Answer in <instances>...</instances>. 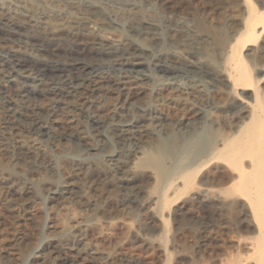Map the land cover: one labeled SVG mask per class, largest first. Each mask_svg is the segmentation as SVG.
I'll return each mask as SVG.
<instances>
[{"label":"bare ground","instance_id":"obj_1","mask_svg":"<svg viewBox=\"0 0 264 264\" xmlns=\"http://www.w3.org/2000/svg\"><path fill=\"white\" fill-rule=\"evenodd\" d=\"M155 3L172 14L162 18L159 12L146 14L135 7L115 12L117 7L86 0H9L0 6V59L5 56L0 66V141L20 158L30 155L51 167L53 148L59 166L68 169L63 183L47 179L40 168L31 180L20 182L22 174L0 164V216L27 211L30 197L38 201L42 216L40 206L55 196L70 200L77 195L85 202L92 191L109 192L111 198L92 222L75 215L76 231L63 236L70 245L85 237L89 227L100 231L122 222L121 216L132 210L128 204L137 202L149 203L147 209L161 224L157 228L166 232L173 201L193 188L215 187L226 197L247 202L252 219L245 229L255 231L237 241L245 253L223 263L264 264V0ZM180 12L185 14L182 19L174 15ZM89 16L104 18L100 26L111 29L118 40L101 41L89 33ZM133 34L150 44H141ZM19 40L36 47L31 50ZM24 67L37 75L18 72ZM108 67L115 70H104ZM127 68L140 72L133 76ZM154 71L180 73L190 81L177 84L174 79L159 88ZM15 73L24 86L11 91ZM38 76L51 81L38 87ZM213 91L216 95L211 96ZM34 98L47 99L43 113ZM154 99L183 113L172 118L153 105ZM56 115L64 121L61 126ZM214 164L228 167L227 182L210 168ZM41 188L48 189L46 197ZM7 200L18 205H5ZM152 232L149 228L143 239L153 237ZM30 239L38 243L27 255L25 246L17 248L20 258L33 257L49 241L42 229ZM55 257L61 264H76L68 256ZM168 260L161 264H170Z\"/></svg>","mask_w":264,"mask_h":264},{"label":"rangeland","instance_id":"obj_2","mask_svg":"<svg viewBox=\"0 0 264 264\" xmlns=\"http://www.w3.org/2000/svg\"><path fill=\"white\" fill-rule=\"evenodd\" d=\"M7 1L9 0H0V6L2 5L1 8L5 6L4 4H6ZM86 1H96L98 4L103 5L105 8H108L111 10L117 7L114 9L115 12H118L119 10L123 8L130 9L131 7H135L143 11L146 14H153L155 12H159L161 14V17L163 15L162 18H166L172 14V13H169L167 10L158 9V7L156 6L155 0H86ZM174 15L175 17L180 16L179 18L181 19L185 17L184 16L185 14L183 13L181 14V12L177 14L175 13ZM103 20L105 19L102 18L101 16H89L88 23H87L88 29L87 28L86 29L88 30L89 33L94 34L101 41H111L112 40L111 42H116L118 39L116 37L114 38V36H112V33L109 32L111 31V29L100 26L101 24L100 22H102ZM135 35H138V34H135ZM138 36L140 38L137 36H135V38L141 44H144V43L150 44L149 41L145 42L147 39L145 40L144 36L142 35H138ZM27 42L28 41H25V40L17 41L18 44H22V45L24 44L26 46L28 45L27 47L29 49L32 47L31 50L35 49L36 47V46L34 47V45H36L35 43L33 42L27 43ZM2 58L3 59H0V66L4 67L3 62L5 60V56ZM111 68L112 67H108L106 69L103 68V69L107 71L115 70L114 67L112 68V70ZM127 69H130V71H128ZM127 69H126V72L131 73L132 75L134 74L133 76H136L140 72V70H136V69H131V68H127ZM19 70L20 71L18 72H21L22 74H24V72L26 73V75L32 74L34 76L35 74L34 70H32L31 67H24V69L22 68ZM22 70H24V72ZM179 74L180 73L178 74L175 73L172 76V74H163L161 72L159 73L157 71H154L152 75H154L153 77H155V82H157L156 84H158L156 86L160 88L161 85L166 84V82L167 83H174V82L177 83L178 82L179 84H183L182 82L184 81V84H186L188 83V81H190L188 77H184V75L182 74L179 75ZM13 77H11V82H10V83H13L12 84L13 86L11 84H9V86H10L11 91H16L22 88L24 84H22L23 82L20 79L19 75H17V73H15ZM38 77L41 80V82L38 81L39 82L38 87H41V88L46 86L49 83L48 81H51V79L46 76H38ZM15 80H17V82ZM17 85L20 87H18ZM15 88L16 90H14ZM213 95H216V92L214 91L213 93L211 92V96ZM34 99L33 100L35 101V103L38 102L37 105L40 107L41 109L40 111L43 113L44 111L43 105L46 104L45 102L47 101V99L46 98L44 99L34 98ZM151 102H154L153 105H156L157 108L160 109V111L163 110L162 113L165 112L164 114L172 116V118H178L179 114L181 115V113H183V111L180 109L176 110L175 106H171V105L165 106L164 104L160 105V103L157 102V100L156 101L152 100ZM167 107L170 109V111L168 110ZM167 111L171 113L169 112L167 113ZM57 117H58V120L56 119L57 125L61 126L62 123L64 124V121L62 120V118L56 115V118ZM59 126H56V127L60 128ZM10 149L11 148L9 147V144H7L6 141H0V164L8 166L14 169L13 171L19 174H22L20 178L21 179L20 182H28L40 172H43L44 175L46 173L45 177L49 180L52 179V181H57L59 183L61 181H62L61 183L65 181L64 177L68 169L64 171L65 170L63 169L64 167H62L61 165L59 166L58 164L59 155L53 148H50V150L53 151L52 154L54 155L53 156L54 165L57 168H55L54 166L51 167L47 163H43V162L39 163V161H37L36 163L35 162L36 160H34L33 158H29L31 157L30 155H25V156L23 155L24 157L22 156V158H20L21 155L19 157L18 154H16L15 152L12 151V149L11 150ZM57 164L59 167L57 166ZM44 166H46V168ZM226 167L227 166H224L222 164L220 165L214 164L210 166L213 172H216L217 175L221 176L219 178H221L222 180L224 179L227 182L226 179L229 177V169L228 167L227 168ZM38 168H40V170ZM36 170H37V173H36ZM30 177L32 178L28 179ZM77 180L76 182L78 184L79 182L80 184L82 183L81 179L77 178ZM224 180L222 182H224ZM214 188L215 187H212L211 190L205 187L196 188V190L193 188L192 190H190V193L189 192L185 194L183 193L178 199L173 201V204H171V209L173 211L171 210L172 214L170 216L169 223H168L170 228L169 227L165 228V230H167L166 232L161 231L159 228H157V227H161V224L156 218H154V216L149 211V209H147V206L149 205V203H143L144 205L143 206L141 204L138 205V202H137L135 206L128 204L131 207L132 212L130 211L129 213H124L121 216L122 222L120 221L117 223L118 226L115 225L112 228H109V229L105 228V230L102 229L100 231H98V229L94 227L93 228L89 227L85 234V237L83 236L84 238L82 237L81 240H78L79 242L76 241L73 244H70L71 246L64 242L65 239L63 238V236L67 233H71V232L73 233L74 230L76 231L75 215L79 213L77 214V220H80V219L90 220L91 219V221L89 222H92L94 217H96L97 214L98 215L100 214L98 212L102 210V208L104 207V203L109 201L108 198H111V195H109V192L107 193V191L102 192L99 190H97V192L96 190L94 192L92 191L91 193L92 196L90 195L91 199L88 200L89 195L86 197L87 199L85 198L86 200L84 199V197L82 198L81 201L85 200V202L78 201V198L81 199V197L77 195H75V197H72L73 199L70 198V200L65 199V197H62L61 195L58 197L55 196L54 198L48 199V201L45 204L40 206L41 208L43 207L44 216L43 215L41 216V214L39 215V213L37 212L36 208H38L39 206L35 204L38 201H36L34 197L32 198L30 197L27 200V202L29 201L32 206L30 204L27 205L25 208V209L29 208L27 211L25 210L23 212L21 209L20 212L17 211V213L15 212L14 215L13 213H9V215H7L8 213H6L5 216L3 214L2 216H0L1 218L0 219L1 220L0 221V264H61L59 263V259L55 257L57 253L59 256H68L70 257V259L73 258L76 264H161L162 262L163 263L166 262V260L168 259L169 260L167 262H169L170 264H220L219 259L221 260V264H224L227 261L230 262L229 259L235 258V255L238 256L242 254L243 250H244V253L246 251L243 248V246H241L238 243L242 240L241 238L248 236V234L250 236L251 233H252L251 236L255 234V231L245 229L246 224H248V221H251L252 216L250 215L251 213H250L248 204L246 201H244V199H241L235 196L226 197L222 195L220 192L218 193L217 189L215 188L214 190ZM0 189H2L1 186H0ZM43 189L45 188H41V193L44 197H46L48 195V193L46 194V192H48V189H45L44 192H43ZM209 191H211L212 193ZM99 192H102V193H99ZM1 193H2V190H0V196H1ZM76 197H77V200H76ZM221 197L223 198L221 199ZM200 200H202V202H205L206 206L202 207L203 204H201ZM0 201H2L1 198H0ZM75 202L77 203V205ZM9 203L14 204L13 206L14 208L18 205L14 203V200H11V201L7 200L5 201L4 204L6 205ZM71 206H72V209H71ZM85 206H86V209H85ZM30 210L32 211V213H30L31 212ZM27 214H28V218H27ZM14 216L16 217L18 216L19 218L18 217L16 218ZM23 216L25 217V219L26 218L27 219L25 221L23 220L20 221V218H23ZM14 219L18 222H15ZM16 223L19 226L16 225ZM25 224H28V225H25ZM70 224L74 227L70 228L71 226ZM177 227L178 229H176ZM149 228L154 230V232H152V235L154 236L153 237L146 236V238L149 237V239H146V238L143 239L142 234H146V231L148 233ZM39 229L43 230V237L49 241L43 244L44 248L42 247L41 250H36L33 257L20 258L16 253V249L19 247L23 248L25 246V252L27 255L33 249L35 244L38 243L37 239H36V242H34L35 240L31 242L30 238H32L33 236H36V233ZM155 229H156V232H155ZM172 230L173 232L171 233ZM99 232L100 233L104 232L105 233L104 236H102L103 233L101 235L99 234ZM164 233H166L165 236H164ZM5 236H6V239L3 238ZM20 239L22 240V242H25V244L22 243ZM25 239H27L28 241ZM42 239L39 238V240H42ZM17 240H20V241H17ZM29 241L32 244V246H30L31 244L30 245L28 244ZM56 241L58 245L56 248H53V245H54L53 243ZM163 241H166V242L163 243ZM26 242H28L27 244L29 247L27 246ZM3 244L6 246V248ZM46 244L48 245L46 246ZM161 244H164V248L166 249L168 248L167 251L166 249L164 250ZM51 247L53 248V250L49 252L48 250H50ZM27 248H29V250ZM43 251H45V254H43L44 253ZM171 252H172V256H171ZM166 255H168V257H166ZM228 255H230L231 257H228ZM16 256H18V258ZM95 256L97 257L95 258ZM223 260H225L224 263H223Z\"/></svg>","mask_w":264,"mask_h":264}]
</instances>
